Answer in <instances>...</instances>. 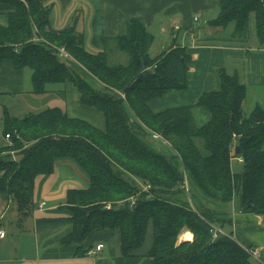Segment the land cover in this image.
Returning a JSON list of instances; mask_svg holds the SVG:
<instances>
[{
	"label": "trees",
	"instance_id": "16d2710c",
	"mask_svg": "<svg viewBox=\"0 0 264 264\" xmlns=\"http://www.w3.org/2000/svg\"><path fill=\"white\" fill-rule=\"evenodd\" d=\"M0 3L13 7L0 27V62L29 69L34 96L46 94L49 85L71 84L79 104L105 120L99 130L58 107L17 118L2 106L0 197L14 204L19 218L35 210V179L68 159L86 174L88 187L67 192L69 216L36 225L69 226L61 243L74 245L75 257H84L92 249L84 247L89 236L101 232L110 233L121 258L133 257L150 227L153 241L144 255L149 264H250L231 234H212L213 226L222 232L231 226L226 207L232 203L238 213L264 220V109L243 112L246 89L238 77L219 71L220 88L198 98L194 106L210 115L203 126L194 123V106L153 113L150 102L188 84L190 55L176 38L151 59L153 36L140 19L130 18L113 38L127 63L112 66L106 49L94 53L84 47L73 23L53 29L42 0ZM250 16L262 43L264 0H218V15L207 24L230 25L233 35L244 36ZM60 49L69 59L60 57ZM153 133L170 153L153 145ZM233 159L239 160L237 171ZM182 231L193 239L176 244Z\"/></svg>",
	"mask_w": 264,
	"mask_h": 264
},
{
	"label": "crops",
	"instance_id": "0c3cea01",
	"mask_svg": "<svg viewBox=\"0 0 264 264\" xmlns=\"http://www.w3.org/2000/svg\"><path fill=\"white\" fill-rule=\"evenodd\" d=\"M42 2L49 8V23L53 29L61 30L73 23L76 32L81 34L84 47L94 53L104 49L108 51L107 47L111 43L116 50L113 38L123 31H120V27L130 18L140 19L153 38L151 28L154 24L167 22L165 24H168L170 35L173 36L174 32L178 33L170 45L176 38V44L186 48L190 55L188 84L182 91L170 92L164 97L150 102L148 106L153 113L194 106L203 93L217 91L220 88L218 74L221 70L228 75H236L239 80L240 77L243 78V81L240 80V82L245 86V89L246 85L249 86L250 90L246 89L245 96V100L248 101L247 109H243L246 115L257 105L264 109V53L262 52L264 42L261 43L256 37L252 16L248 21L250 39L248 46L244 48L231 44L234 41L228 37L215 40L205 35L199 37L198 30L193 29L192 15L194 13H212L214 17L205 21L207 26H209L208 22L217 17L218 0H42ZM11 12H13V7L6 3H0V27L7 25ZM181 30L185 31V36L179 37ZM231 35L233 36V33ZM257 41L261 48H258ZM226 59L239 60L237 64L242 67L241 73L239 74L235 70L232 74L228 73L224 67ZM30 76L31 72L27 73L24 69L16 71L10 60L1 61L0 97L21 94L24 90V82L26 79L30 80ZM65 84L64 92L70 95V110L74 114L67 113V104H64L63 107H54L64 110L70 118L83 120L99 130H104L105 120L102 114L80 105L77 90L71 84ZM64 92L59 91L55 95L59 97ZM194 107L199 109L202 122L200 126L205 125L210 119L207 110L203 107ZM81 111L86 113L85 116L92 122L76 117L75 114ZM232 161L239 163V160L236 159ZM87 187L88 177L86 174L68 159L57 160L52 174L39 176L35 179L33 195L35 190L37 201H34L36 207L33 214L29 216L32 219L29 231L32 233L30 235L34 236V247L28 246L29 253L25 252L27 257L24 258L19 255L20 251L17 247L12 248V240H7V233L2 227L6 205L4 200V210L0 214V230L4 231L5 236L0 239V264H149V260L144 257L145 254L121 258L116 253L115 242L109 232L94 233L89 236L84 247L91 246L92 249L82 258L75 257L76 247L61 243L70 233L69 226L63 223L36 225V222L42 219L61 218L50 217L49 214L52 216L63 213L69 216L70 212L64 207L67 192ZM40 199L41 201H39ZM43 199H48L49 202L63 200L64 203L47 208ZM41 203L45 204L44 207L37 210ZM231 209L235 216L231 224V226L233 225V232L230 233L232 240L242 248L250 246L258 248L260 259L264 264L263 218L255 215H242L238 212L236 215L235 203H232ZM38 214H48V216L37 218ZM97 245H102L99 251L95 250ZM90 252L94 253L90 254ZM96 254H98L97 258L91 259V256Z\"/></svg>",
	"mask_w": 264,
	"mask_h": 264
},
{
	"label": "rangeland",
	"instance_id": "374dc122",
	"mask_svg": "<svg viewBox=\"0 0 264 264\" xmlns=\"http://www.w3.org/2000/svg\"><path fill=\"white\" fill-rule=\"evenodd\" d=\"M214 16H212L211 14H197L194 13L192 15V27L195 30H198V35L199 37L205 35V36H209L211 39L215 40V39H219V38H231L234 43H231L233 45H237L240 47H247L248 46V40L250 39V29L249 26H247V30L244 36H240V35H231L232 33V26H228L227 28H217V29H213L209 26H207L205 24V21L207 19H210ZM167 22H156L154 24V26L151 28V33L154 35V43L150 46L149 50H148V55L149 57L152 59L155 56H157L160 51H162V49H164L165 47H167L168 45H170V43L172 42L173 38L178 34L176 32H174L173 36L170 35L169 30H168V24H165ZM123 28L122 26L120 27V31H122ZM185 36V31L181 30L179 32V37ZM257 46L258 48H261L260 43L257 41ZM86 47L87 44H86ZM107 61L109 65H124L127 63V56L124 53H121L119 51H116L114 49V45L113 43L109 44V46L107 47ZM252 52V51H251ZM239 60L237 61H232L231 59H226L224 61V67L226 69V71L228 73H233V71L235 70L237 73H241V69L242 67L237 64ZM232 62H234L232 64ZM239 63V62H238ZM25 72H30L29 69H24ZM240 80L243 81V78L240 77ZM24 90L21 94H17V95H7V96H3L0 97V118L2 117V106H5L8 108L9 112L11 115L17 117V118H21L24 115L28 114V113H38L46 108L49 107H54V106H62L65 104H67L66 107V111L69 114H74L71 110H70V105H69V99H70V95L66 92H64V88L66 86V84H56V85H49L47 87V94L40 96V97H36L34 95L30 94V80L26 79L24 82ZM246 85V84H245ZM246 89L250 90L249 86L246 85ZM59 91H63L64 93L61 94L59 97H57L55 94ZM248 101L245 100L243 103L242 108L243 109H247V104ZM245 105V106H244ZM192 114H193V119H194V123L196 126H200L202 124L201 122V117L199 115V109L193 107L192 109ZM76 117L79 118H85L86 120L92 122L90 120V118H88L86 115V113L84 112H77ZM94 123V122H93ZM0 129H1V125H0ZM3 143V139L0 136V145ZM153 145L159 149L162 150L166 153H170V150L168 148L167 145L163 144L160 140H153L152 141ZM239 164H237L235 161L231 162V168L233 171H237L239 169ZM33 199L34 201L36 200V196H35V190H34V195H33ZM46 202L47 208H49L52 205H60L63 204L64 201L63 200H59L57 202H49L48 199H43ZM4 199H2L0 197V214L1 212L4 210V203H3ZM41 201V199L39 200ZM3 204V205H2ZM5 215L3 217V220L1 223L3 226L4 231L7 233V240H12V248H16L20 251L19 255H22L21 257H27L26 253H29L28 251V246H33L34 243V236H31L30 234L31 231H29V225L32 222V219L29 218H25L24 220H22L21 218H19V216L16 213V210L14 208V204L12 202H7L5 201ZM231 205H228L227 208V212L230 215L232 221L234 220V212H232L231 209ZM235 213L237 215V211L235 210ZM41 216H48V214H38V217ZM50 217H65L68 216V214H63V213H58L57 215H50ZM215 228H217L216 226H213ZM218 229V228H217ZM219 231H221L220 229H218ZM222 232V231H221ZM233 232V225H226L223 229L222 233H232ZM188 238V239H187ZM187 239V240H186ZM193 239L192 234L190 232L187 231H182L177 238V242L176 244L182 243V242H191ZM152 234H151V229L150 227H148L147 232H146V236L144 239V242L141 246V248H139L135 254H145L151 247L152 245ZM98 254L91 256V259H95L97 258ZM250 264H257L253 259L250 258Z\"/></svg>",
	"mask_w": 264,
	"mask_h": 264
},
{
	"label": "built area",
	"instance_id": "2783aa9c",
	"mask_svg": "<svg viewBox=\"0 0 264 264\" xmlns=\"http://www.w3.org/2000/svg\"><path fill=\"white\" fill-rule=\"evenodd\" d=\"M264 53V49L262 51ZM59 55L60 57L64 58V59H69V56L68 54L63 50V49H60L59 50ZM151 138L153 140H160L162 143H165V141L157 134L153 133L151 135ZM5 139L8 140V136H5ZM147 187H142V192H147ZM44 203H41L38 207H37V210H41L43 207H44ZM218 233H222L221 231H219L217 228L215 227H212V234L213 236L215 237ZM5 236V233L4 231L0 230V239L4 238ZM102 248V245H97L95 247V250L96 251H99L100 249ZM244 251L250 256L251 259H253L257 264H263L261 259H260V250L256 247H245L243 248ZM94 252H90V254H93Z\"/></svg>",
	"mask_w": 264,
	"mask_h": 264
},
{
	"label": "water",
	"instance_id": "95a60500",
	"mask_svg": "<svg viewBox=\"0 0 264 264\" xmlns=\"http://www.w3.org/2000/svg\"><path fill=\"white\" fill-rule=\"evenodd\" d=\"M239 152H238V149H235V154H238Z\"/></svg>",
	"mask_w": 264,
	"mask_h": 264
}]
</instances>
